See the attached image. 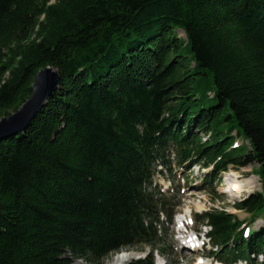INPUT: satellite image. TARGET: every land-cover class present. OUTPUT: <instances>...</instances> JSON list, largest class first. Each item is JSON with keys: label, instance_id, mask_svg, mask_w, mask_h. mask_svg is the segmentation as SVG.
<instances>
[{"label": "trees", "instance_id": "1", "mask_svg": "<svg viewBox=\"0 0 264 264\" xmlns=\"http://www.w3.org/2000/svg\"><path fill=\"white\" fill-rule=\"evenodd\" d=\"M46 66L58 88L0 141V264H103L135 245L148 254L125 264H154L177 203L153 177L171 151L213 167V198L217 172L257 163L261 191L233 205L261 227L194 218L218 260L264 264V0H0V118Z\"/></svg>", "mask_w": 264, "mask_h": 264}, {"label": "rangeland", "instance_id": "2", "mask_svg": "<svg viewBox=\"0 0 264 264\" xmlns=\"http://www.w3.org/2000/svg\"><path fill=\"white\" fill-rule=\"evenodd\" d=\"M176 33L178 36L184 37L180 29L176 30ZM235 141L237 144L242 142L241 139H236ZM166 159L167 162L158 164L153 182L156 188H159L160 191L166 194L170 203L177 204L174 207L175 211L171 224L164 223V228L168 234L164 242L159 245L160 249L163 251L160 252L156 249L153 251L154 261L160 264H193L202 254V256L204 255L207 257L203 258L209 264H220L218 261H215L214 258L207 255L210 250L207 244L195 248L183 247V238L181 236L185 233L178 231L174 222V217L179 213L184 214L186 217L189 214L191 219L188 220L187 218V229L199 231L201 229L200 224L195 223L192 220V216L203 210L214 207L216 209H224L234 214L239 220H244L246 225L250 226V229L257 230L263 224L261 216L257 217L252 224H249V215L235 208L233 205L234 202L241 200L249 194L261 191L260 180L257 174V163L253 162L252 164L239 168L228 166L225 170L217 172L215 175L220 182L214 185V189L220 195L219 197L213 198L208 186L205 187L202 180L203 177L207 176V174L213 170L211 165L204 168L198 164H192L191 162L195 157L185 162L183 165H179L177 157L172 151L168 153ZM234 182L240 184L241 197H236L233 192L222 191V189L229 190L233 188H230V185ZM200 232L202 233V231ZM141 249L139 245L121 248L120 251H118L119 255L121 253H133L134 256L121 263H113V258L118 254L114 255V253H111L104 259L103 264H123L142 253L149 252V247H145L143 250ZM257 260H260V257H257ZM76 262L82 261L77 260Z\"/></svg>", "mask_w": 264, "mask_h": 264}, {"label": "water", "instance_id": "3", "mask_svg": "<svg viewBox=\"0 0 264 264\" xmlns=\"http://www.w3.org/2000/svg\"><path fill=\"white\" fill-rule=\"evenodd\" d=\"M59 83L60 74L56 68L46 66L39 70L33 79L30 96L17 110L0 118V141L23 131L53 95Z\"/></svg>", "mask_w": 264, "mask_h": 264}, {"label": "bare ground", "instance_id": "4", "mask_svg": "<svg viewBox=\"0 0 264 264\" xmlns=\"http://www.w3.org/2000/svg\"><path fill=\"white\" fill-rule=\"evenodd\" d=\"M248 183H249V181H248ZM231 187H233V188H231ZM230 188L231 189H229V190H226V189H222V191L223 192H233V193H235V196L237 197V196H240V184L238 183V182H234V183H232L231 185H230ZM187 217L184 215V214H177L176 215V221H177V223H179V224H183L184 223V219H186ZM188 239H191L192 240V242H193V246L194 247H197V246H199V245H201V242H200V240L198 239V240H196L195 239V234L194 233H190V234H188V235H184L183 236V240H184V242H187V240ZM189 245V244H188ZM118 254V253H117ZM132 256H134L133 255V253H121L120 255L118 254L117 256H115L114 258H113V263H121V262H123V261H125V260H127V259H129V258H131Z\"/></svg>", "mask_w": 264, "mask_h": 264}, {"label": "snow or ice", "instance_id": "5", "mask_svg": "<svg viewBox=\"0 0 264 264\" xmlns=\"http://www.w3.org/2000/svg\"><path fill=\"white\" fill-rule=\"evenodd\" d=\"M245 235H247V230H245Z\"/></svg>", "mask_w": 264, "mask_h": 264}]
</instances>
